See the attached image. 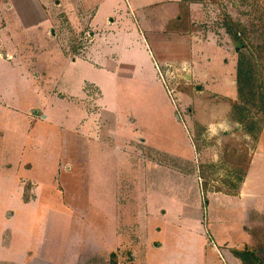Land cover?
Listing matches in <instances>:
<instances>
[{"label": "rangeland", "instance_id": "obj_1", "mask_svg": "<svg viewBox=\"0 0 264 264\" xmlns=\"http://www.w3.org/2000/svg\"><path fill=\"white\" fill-rule=\"evenodd\" d=\"M87 1L97 6L94 18L103 29L91 50L92 28L85 19L76 26V12L64 13L51 35L46 24L15 28L21 18L12 21L0 9V264H110L113 252L116 264H238L233 250H264V0H185L184 8L155 0L159 18L185 16L190 36L210 39L197 47H205L227 85L235 62L236 77L240 66L250 68L251 86L238 91L226 136L212 134L194 114L204 116L210 106V121L224 117L228 99H190L184 71L161 68L169 89L161 85L148 54L155 49L132 40L134 0ZM233 27L238 42L227 33ZM128 44L134 47L124 58ZM133 137L145 140L159 162L140 161L135 149L143 143H131ZM124 138L133 154L108 150ZM165 153L194 160L192 170L168 171L160 162ZM255 153L248 182L242 173ZM205 192L239 198L212 199L206 218ZM192 198L200 207L191 220L182 202Z\"/></svg>", "mask_w": 264, "mask_h": 264}, {"label": "crops", "instance_id": "obj_2", "mask_svg": "<svg viewBox=\"0 0 264 264\" xmlns=\"http://www.w3.org/2000/svg\"><path fill=\"white\" fill-rule=\"evenodd\" d=\"M165 1H161V2H166ZM171 4H175V7L179 4L181 5V7H186L185 5V0H171ZM2 3H4V5L1 4L0 9H4V12L7 11L9 12V16L11 17V20H15L17 22V20H19V24L18 27L15 28H26V26H24L25 24L28 23H32L33 27L36 26V28L41 27L43 28L44 25L46 24V30H50L51 31V35H54L55 30L57 31L56 26L61 23L60 19H63V15L64 13H70V12H76V15L73 14L75 16V18L72 16L71 17V21L73 23L76 24V26L80 25V21L81 19H85L86 23H88V26L91 29L90 33L93 35V40H92V45H90V50L92 49L94 43L95 44H99V42H101L100 40L102 39L101 35H102V30L101 29V25L99 23H97V21L95 20V14H93V12H95L97 10V6H94L95 3H91L90 1L87 0H2ZM8 3V5H7ZM145 2L143 0H134V9L132 11H137L138 14H135L134 16V22L131 26H135L136 31L132 37L133 42L135 41H139L141 48L143 46H145V50H150V47L155 49V51L150 50V52L148 53L151 58V66L153 67V70L155 72V75L157 77L158 80H160V74H159V70L158 69H164L166 70V72L169 75H175L176 72L178 71H184V75L186 76V86H187V90L186 92H184L185 94H187V97H189L190 99L196 98L197 96H202V95H214V98L218 97H223L225 99H228V104L229 105V109L227 110V113L224 114V117H219L216 116L214 120L210 121L208 119L209 115H208V109L210 106H208V108L204 109V116L203 113L198 114V111H196L194 115L197 116V118H200L199 120L201 122L204 123V125L209 127V131L212 134H216V132L218 130H221V132H223V134L226 136L231 128V124L229 123V117H231V114L229 112H231V110H233L232 108V104L235 103L236 101H238V89H237V77H236V62H235V72L230 75L229 81L230 84H226L224 81V75L217 73L214 71V69L212 68V63H213V58H211L208 53L205 52V47H204V51H200V49L197 47L198 42L202 41L205 45H208L209 40H204L201 39L199 35H192L190 36L189 32H188V28H187V21H186V17L184 16V19L181 18L180 14L176 15L174 18H171V16H167L164 15V17L159 18V12L157 11V7L155 4L159 3L157 1H152L149 4H144ZM167 3V2H166ZM92 6V7H90ZM170 10V9H168ZM167 10V11H168ZM185 10V9H184ZM183 10V12H184ZM182 11V9H181ZM182 12V14H183ZM37 14V19L33 18L34 14ZM81 13V14H80ZM167 13V12H166ZM170 13V12H169ZM92 14V16H91ZM129 18H132V14L129 15ZM35 19L34 22H32ZM74 19V20H73ZM75 21V22H74ZM107 24H109L110 26L113 25V23H115V19H110L108 21H106ZM173 24V25H172ZM21 25V26H19ZM55 28V29H54ZM105 31V30H104ZM47 32V31H46ZM130 29L128 30V34H129ZM57 34V33H56ZM41 37V36H39ZM43 37H45V35H43ZM51 37V36H50ZM54 38V37H53ZM53 38H50L51 40ZM98 38V39H97ZM106 38V37H105ZM97 39V41L95 42V40ZM107 39V38H106ZM110 39V44H109V48L110 50L113 49V44L114 41L111 40V38L108 37V40ZM34 37L33 36H29V39L26 41L29 44H32V42H34ZM207 41V42H206ZM213 45H215V43H213ZM150 46V47H149ZM178 48H175V47ZM134 47L133 44H128L127 48H126V52L124 53L125 55L124 58L126 57L127 53L129 51L132 50V48ZM188 47V51H186V48ZM179 50V51H178ZM18 53L20 52L17 48ZM91 52V51H90ZM118 52V51H117ZM116 52V53H117ZM115 53V55H116ZM154 53H156V55H154ZM10 54V53H8ZM90 55H88V61H92L94 62L93 64L96 66L97 65V61L94 59V56L92 53H89ZM114 53H112V55H110L112 58ZM114 55V56H115ZM113 56V58H114ZM12 59H14V56H12ZM122 57V56H121ZM127 58V57H126ZM73 58V62H74ZM116 59L119 62L120 57L118 58V56H116ZM121 61V60H120ZM221 81V82H220ZM162 82V81H160ZM88 83V82H87ZM90 84V83H88ZM192 84V85H191ZM161 85H163L166 89V86L161 83ZM236 88V90H235ZM192 89L195 90V92H198L197 94H194L193 97L189 96V94L192 92ZM234 89V90H233ZM99 90V89H98ZM84 91V90H83ZM87 90H85L84 92L86 93ZM167 91V90H166ZM168 94V93H167ZM212 98H209V100H211ZM236 100V101H235ZM231 101V102H230ZM99 104V108L101 111V105L99 100L96 101ZM172 105H174L175 108V104L173 101ZM212 103V101H211ZM218 107V106H217ZM214 109V108H213ZM218 110V109H217ZM209 111H211V109L209 108ZM37 112V111H36ZM191 112V111H190ZM193 112V110H192ZM191 112V113H192ZM95 113V112H94ZM90 113H87V115H89ZM227 115V116H225ZM229 115V116H228ZM176 117L178 120H180V117L177 115L176 113ZM89 120V117H85L84 121L87 122ZM93 120V119H92ZM181 121V120H180ZM239 120H234V124H237V128L239 130H241V125L238 122ZM93 122V121H92ZM92 122H91V126H92ZM95 122V120H94ZM88 123V122H87ZM229 124V125H228ZM90 126V127H91ZM89 127V125H88ZM94 132L97 133V128H95V125L92 126ZM92 137H94L95 139V135L96 134H88ZM124 140V141H123ZM139 140L143 143V147L139 148V149H135V151H139L140 155L137 154L139 158V160L141 161V159H145L148 160L150 163H158L159 161L156 160V155L153 153V155L155 157L150 156L149 154V149L147 148V145L145 143V140L143 139H138L136 137H133L131 140V143ZM120 143V145L115 144V148L114 145H108L109 149H112V151H124L127 152V155H131L133 154V152L126 150L128 148H126L128 146V142L127 139L124 138L121 140V142H117ZM92 144V143H91ZM96 146H99V149H102L101 147H104L105 145H102V143H96ZM92 146V145H90ZM192 148L194 149L193 143H192ZM91 149V147H90ZM156 152H160L159 149L154 148ZM194 155H196V151L194 150ZM256 155V153L253 155L249 168L247 170V179L248 182L250 181L249 177L251 174V170L252 167L254 165V156ZM166 157V158H165ZM153 159V160H151ZM153 161V162H151ZM157 161V162H156ZM193 161L194 160H187V159H174V158H170L169 156H167V153H165L163 160L160 162L163 164L161 165L162 167H165L168 169V171L172 170L171 172L173 173H178L179 171H191L192 167H193ZM160 165V164H159ZM185 174V173H184ZM187 177H189L190 179L188 180L190 184V188H193V180L190 177L191 175L189 174L186 175ZM248 182L246 184H248ZM256 182V186L255 188L258 186L259 187V183L260 182ZM248 186V185H247ZM116 198L120 201H125L126 199V195H124V191L120 190V185L116 186ZM254 189L253 192L251 193V191H249L250 193V197L252 199L255 200L256 196H259L258 194H256L258 191H256ZM260 192V191H259ZM206 194H204V203L206 205V218H207V211H208V207H209V203L212 199H216L219 202H222L223 200H225V202L231 203V202H235L238 200L239 197L237 196H233L230 194H225V193H214L212 192V194L210 192H205ZM242 194H245L244 189L242 188ZM241 194V195H242ZM189 195L190 192H189ZM192 196H193V192H192ZM119 197V198H118ZM131 198H133L131 196ZM127 200H130L127 198ZM133 200V199H131ZM183 206L184 209L190 214V219L192 220L191 214L193 212V208H198L200 207V202L199 199L196 201V203H193V198L190 201H186L185 199L183 200ZM236 203V202H235ZM253 203V201H250V204ZM202 204V203H201ZM256 206V205H254ZM181 208V209H182ZM187 213V214H188ZM248 217V215H246ZM199 217V216H198ZM251 251L252 248L248 247ZM224 250V249H223ZM222 250V251H223ZM260 263L264 264V250L263 248L257 250H254ZM227 256V255H226ZM231 261L233 262H238V264H243L242 261L237 258L234 254H231ZM235 264V263H233Z\"/></svg>", "mask_w": 264, "mask_h": 264}, {"label": "trees", "instance_id": "obj_3", "mask_svg": "<svg viewBox=\"0 0 264 264\" xmlns=\"http://www.w3.org/2000/svg\"><path fill=\"white\" fill-rule=\"evenodd\" d=\"M237 31L235 28H230L227 33L230 36L231 40L233 42H238V37H237ZM249 66V64L246 63V66ZM251 81H252V76H251V71L250 68H243V66H240L237 70V84H238V91L239 95L243 93L245 87H250L251 86ZM227 150V151H226ZM227 152V155L230 154L228 151V148L226 147L225 149V154ZM237 152V149H234V153ZM232 152V154L234 155ZM242 155V154H241ZM252 158H249L248 162H246V165L244 167V172L242 173V176L247 172L250 162ZM234 163V162H233ZM233 254L239 258L243 264H261L255 251H251L249 248H244V249H235L233 250ZM115 253H111V262L110 264H116V261L114 260Z\"/></svg>", "mask_w": 264, "mask_h": 264}, {"label": "built area", "instance_id": "obj_4", "mask_svg": "<svg viewBox=\"0 0 264 264\" xmlns=\"http://www.w3.org/2000/svg\"><path fill=\"white\" fill-rule=\"evenodd\" d=\"M159 70V74H160V77H162V79H163V82H164V84L166 85V88H168L169 89V84H167V83H169L167 80H166V83H165V80H164V75H162L161 74V70L160 69H158ZM167 73V72H166Z\"/></svg>", "mask_w": 264, "mask_h": 264}]
</instances>
